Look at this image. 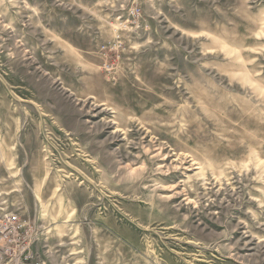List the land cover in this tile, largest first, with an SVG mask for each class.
I'll list each match as a JSON object with an SVG mask.
<instances>
[{
  "label": "rangeland",
  "instance_id": "obj_1",
  "mask_svg": "<svg viewBox=\"0 0 264 264\" xmlns=\"http://www.w3.org/2000/svg\"><path fill=\"white\" fill-rule=\"evenodd\" d=\"M43 264H264V0H0V220Z\"/></svg>",
  "mask_w": 264,
  "mask_h": 264
},
{
  "label": "built area",
  "instance_id": "obj_2",
  "mask_svg": "<svg viewBox=\"0 0 264 264\" xmlns=\"http://www.w3.org/2000/svg\"><path fill=\"white\" fill-rule=\"evenodd\" d=\"M39 229L34 221L9 213L0 220V264H43L37 257Z\"/></svg>",
  "mask_w": 264,
  "mask_h": 264
}]
</instances>
